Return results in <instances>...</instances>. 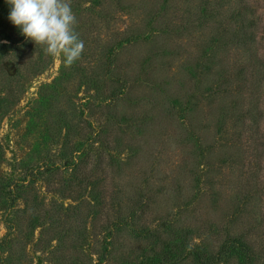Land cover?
Instances as JSON below:
<instances>
[{
    "label": "trees",
    "instance_id": "trees-1",
    "mask_svg": "<svg viewBox=\"0 0 264 264\" xmlns=\"http://www.w3.org/2000/svg\"><path fill=\"white\" fill-rule=\"evenodd\" d=\"M89 1L105 27L127 21L89 81L108 101L100 150L127 141L130 155L77 163L69 181L92 214L116 209L96 264H264L258 1Z\"/></svg>",
    "mask_w": 264,
    "mask_h": 264
},
{
    "label": "rangeland",
    "instance_id": "rangeland-1",
    "mask_svg": "<svg viewBox=\"0 0 264 264\" xmlns=\"http://www.w3.org/2000/svg\"><path fill=\"white\" fill-rule=\"evenodd\" d=\"M257 1L264 21V0ZM1 3L0 264H96L116 209L96 206L92 214L89 189L71 187L69 181L77 163L108 157L125 162L130 155L127 141L100 150L97 138L109 115L103 108L108 101L102 85L95 89L89 81L90 68L101 63L102 44L113 43L112 34L127 21L119 16L109 29L92 20L89 0H71L84 50L65 67L61 57L27 42ZM108 186L98 189L108 191ZM109 259L114 264L112 255Z\"/></svg>",
    "mask_w": 264,
    "mask_h": 264
},
{
    "label": "clouds",
    "instance_id": "clouds-1",
    "mask_svg": "<svg viewBox=\"0 0 264 264\" xmlns=\"http://www.w3.org/2000/svg\"><path fill=\"white\" fill-rule=\"evenodd\" d=\"M8 19L27 42L42 46L46 55L61 57L65 67L78 61L84 42L76 31L71 0H5Z\"/></svg>",
    "mask_w": 264,
    "mask_h": 264
}]
</instances>
